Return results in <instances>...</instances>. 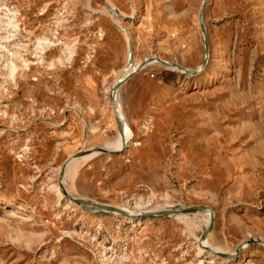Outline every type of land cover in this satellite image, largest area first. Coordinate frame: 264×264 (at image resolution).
Here are the masks:
<instances>
[{
    "label": "rangeland",
    "instance_id": "1",
    "mask_svg": "<svg viewBox=\"0 0 264 264\" xmlns=\"http://www.w3.org/2000/svg\"><path fill=\"white\" fill-rule=\"evenodd\" d=\"M252 237L264 0H0V264H264Z\"/></svg>",
    "mask_w": 264,
    "mask_h": 264
},
{
    "label": "water",
    "instance_id": "2",
    "mask_svg": "<svg viewBox=\"0 0 264 264\" xmlns=\"http://www.w3.org/2000/svg\"><path fill=\"white\" fill-rule=\"evenodd\" d=\"M117 11L120 12L119 9H117ZM202 26H203V29H204V24H203ZM207 48H208V45H207ZM154 58H156V59H158V60H161V61H163V62L169 63L170 65H178V66H181V65H180L179 63H177V62H174V61H171V62H170V61H168V60H165V59L161 58L160 56H151V57L146 58V59L143 61V65L146 64V63H148L151 59H154ZM143 65H142V66H143ZM184 69H185V70H188V69L185 68V67H184ZM132 73H133V72L129 73V74H128L123 80H121L120 82H118L117 84H115V85L113 86V89H114V90L118 89V88L120 87V85L122 84V82H123L124 80H126V78H128ZM189 73H190V71H188V74H189ZM113 103H114L115 105L117 104V100H116L115 97L113 98ZM118 121H119V124H120V127H121V120L118 119ZM99 150L114 151V150H112L111 148H107V147H105V146H100V147H99ZM69 160H70V157H69V158L67 159V161H66L67 164H68ZM65 192H66V194H67V196H68L69 198H71L72 200H75V201L78 202V203H96V202H93V201L87 200V199H85V198H79V197H76V196L70 194V193H69L68 191H66V190H65ZM96 204H98V203H96ZM202 208H207V206H206V205H200V206H188V207H186V208H182V209H181V212H190V211H194V210L202 209ZM254 240H261V241H263L261 237H259V238H254V237L249 238V239L246 240L245 242H242V243L239 244V246H238L237 249H236V252L239 251V250L244 246V244H245L246 242H251V241H254ZM263 242H264V241H263ZM217 253L220 254V255H226V254L233 255L232 253H229V252H223V251H218ZM234 255H235V254H234Z\"/></svg>",
    "mask_w": 264,
    "mask_h": 264
},
{
    "label": "bare ground",
    "instance_id": "3",
    "mask_svg": "<svg viewBox=\"0 0 264 264\" xmlns=\"http://www.w3.org/2000/svg\"><path fill=\"white\" fill-rule=\"evenodd\" d=\"M201 19H202V21H203V18H202V13H201ZM132 42V39L131 38H129V43H130V46H131V43ZM154 62V61H153ZM176 66V65H175ZM130 67H131V65H130ZM132 69H133V67H131ZM202 67H200V71L202 70L201 69ZM135 72V71H134ZM212 78H214L215 77V75H213L212 74V76H211ZM113 96L116 98V96H115V93L113 94ZM117 100V99H116ZM117 103H118V101H117ZM127 132V131H126ZM128 134V133H127ZM127 136V135H126ZM125 143H126V141L124 140V137H122V138H120V140L117 142V144L115 145V147L114 148H116V149H114V150H118V149H121V148H123L122 146H124L125 145ZM98 153V151L97 150H93V151H91V152H89V153H87L86 155H84V157H83V159H86V158H88V157H91V156H94V155H96ZM80 157L79 156H77V157H74L73 159H72V161H74V160H76V159H79ZM58 190V189H57ZM59 191V190H58ZM60 192V191H59ZM264 241V240H263ZM205 243L207 244L208 243V241L207 240H205Z\"/></svg>",
    "mask_w": 264,
    "mask_h": 264
}]
</instances>
